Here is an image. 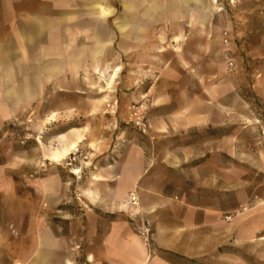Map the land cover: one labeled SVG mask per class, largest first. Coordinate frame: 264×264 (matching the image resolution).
<instances>
[{"label":"rangeland","instance_id":"374dc122","mask_svg":"<svg viewBox=\"0 0 264 264\" xmlns=\"http://www.w3.org/2000/svg\"><path fill=\"white\" fill-rule=\"evenodd\" d=\"M214 23L220 28L210 34L204 55L167 47L165 38H158L162 47L156 65L136 64L132 58L119 65L100 63L105 75L90 63L70 65L62 55L67 63L54 79L46 75L39 96L16 98L18 105L8 113L1 111L8 100L0 96V167L6 172L0 174V264L21 263V238L30 228L27 219L37 215V203L44 200L39 187L45 179L56 174L84 185L86 168L96 170L101 158L127 144L142 148L155 167L172 177L178 194L193 201L202 193L222 206L232 201L235 192L222 189L229 177L236 178L234 213L258 199L247 195L264 186V0H236ZM4 35L0 32V39ZM109 37L116 40V16L110 19ZM80 42H86L83 33H78ZM4 68L0 65V89ZM148 69L153 82L145 77ZM184 122L201 126L172 127ZM73 132L84 136L77 149L65 159L49 160L65 146L58 135ZM75 168L81 170L78 177ZM214 174L216 187H203ZM74 196L69 191L68 205L77 201ZM229 248L259 264L255 247L250 253L229 246L222 251Z\"/></svg>","mask_w":264,"mask_h":264},{"label":"crops","instance_id":"0c3cea01","mask_svg":"<svg viewBox=\"0 0 264 264\" xmlns=\"http://www.w3.org/2000/svg\"><path fill=\"white\" fill-rule=\"evenodd\" d=\"M114 16L116 40H111ZM220 16L211 0H0V32L5 34L0 39V65L5 66L0 96L8 100L1 111H12L18 97L39 96L46 75L54 79L67 62L75 67L90 63L101 75L106 70L100 63L119 65L126 58L156 65V51L162 47L158 38H165L167 47L204 55L212 43L210 34L220 28L214 23ZM82 19L87 23L78 27ZM78 33L85 35V44L78 43ZM62 55L69 61L61 60ZM150 70L145 77L153 82ZM152 85L146 94L151 95ZM200 126L184 122L172 127ZM83 137L80 132L58 135L65 146L48 159H65ZM55 155L60 158L55 160ZM97 166L84 170V185L56 174L40 185L44 200L37 203V215L27 219L30 228L21 238L20 264H251L230 248L222 251L227 246L245 253L255 247L256 261L264 264V186L252 197L246 194L248 199L258 197L247 210L234 213L235 177L223 182L224 193L235 196L222 206L208 194H198L195 201L179 195L172 177L136 145L116 147ZM0 174L6 175L4 167ZM202 185L216 187L215 174ZM69 191L77 201L59 209L71 203ZM137 213L153 222L151 246L138 232Z\"/></svg>","mask_w":264,"mask_h":264},{"label":"built area","instance_id":"2783aa9c","mask_svg":"<svg viewBox=\"0 0 264 264\" xmlns=\"http://www.w3.org/2000/svg\"><path fill=\"white\" fill-rule=\"evenodd\" d=\"M211 4L214 7V11L216 14H222L226 12L227 7L233 9V7L236 4V0H211ZM223 33H224V43L228 44L230 39L229 32L226 29L224 30ZM231 65H233V62H231ZM137 125H141L140 127L144 131L146 130L144 128L146 126L145 124L143 123L141 124V122H137ZM131 201L133 204L137 205L136 196L132 195ZM135 222L138 228V232L142 237L143 241L145 242L146 245L151 246L154 237V227L151 218L142 213H137Z\"/></svg>","mask_w":264,"mask_h":264},{"label":"bare ground","instance_id":"6f19581e","mask_svg":"<svg viewBox=\"0 0 264 264\" xmlns=\"http://www.w3.org/2000/svg\"><path fill=\"white\" fill-rule=\"evenodd\" d=\"M70 146H72V145H70ZM67 149V148H66ZM70 149V148H69ZM60 151V150H59ZM68 151V150H67ZM67 151H65V153L63 152V155L65 154V155H67L66 153H67ZM70 153V152H69ZM54 154V153H53ZM58 155V154H57ZM63 155H61V156H63ZM64 155V156H65ZM53 158V157H52ZM60 157L59 156H56L55 155V157H54V159L55 160H57V159H59ZM64 158V157H63ZM58 161V160H57ZM77 170H79V172H77ZM73 171H75L74 173H77V174H79L80 172H81V170L79 169V168H75Z\"/></svg>","mask_w":264,"mask_h":264},{"label":"trees","instance_id":"16d2710c","mask_svg":"<svg viewBox=\"0 0 264 264\" xmlns=\"http://www.w3.org/2000/svg\"><path fill=\"white\" fill-rule=\"evenodd\" d=\"M69 208V205H62L59 207V209H62V210H67ZM233 250V249H232ZM233 251H236L237 253H240L238 250L234 249Z\"/></svg>","mask_w":264,"mask_h":264}]
</instances>
